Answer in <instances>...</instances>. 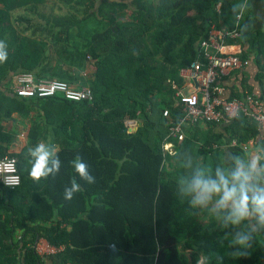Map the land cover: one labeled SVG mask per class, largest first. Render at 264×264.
<instances>
[{"label": "trees", "instance_id": "trees-1", "mask_svg": "<svg viewBox=\"0 0 264 264\" xmlns=\"http://www.w3.org/2000/svg\"><path fill=\"white\" fill-rule=\"evenodd\" d=\"M49 1L0 0V42L7 52L0 63V158H17L22 178L15 190L0 182V264H46L49 258L53 264H196L198 257L203 264H264V231L249 257L232 258L239 246L230 241L243 224L225 227L207 209H189L177 185L189 158L215 167L227 143L237 142L233 154L264 143L259 123L241 115L186 127L183 141L169 137L170 122L185 115L176 95L181 71L196 61L207 65L201 44L213 28H235L234 5L242 14V35L228 42L241 45L243 59L256 63L262 93L242 74L241 90L231 98L249 91L264 99V28L255 26L251 0H55L69 14L47 17ZM21 9L41 16L35 34H27L34 18L16 15ZM22 23L28 24L24 31ZM23 72L77 90L89 87L94 98L19 97L15 79ZM128 120L142 126L125 133ZM24 132L26 144L15 151ZM168 141L174 153L164 150ZM37 143L54 146L61 167L27 194L26 153ZM77 155L95 183L74 171ZM72 180L81 190L65 200ZM42 238L63 250L42 255Z\"/></svg>", "mask_w": 264, "mask_h": 264}, {"label": "built area", "instance_id": "built-area-1", "mask_svg": "<svg viewBox=\"0 0 264 264\" xmlns=\"http://www.w3.org/2000/svg\"><path fill=\"white\" fill-rule=\"evenodd\" d=\"M247 2V0H246ZM240 18L236 26L229 31L212 29L210 38L202 42L207 65L199 61L190 67L182 69L183 86L176 95L181 98L185 115L179 122H170L169 137L183 141L185 128L200 123H221L226 120H235L241 115L256 120L264 133V99L249 91L242 98L226 97V88L223 81L236 71H244L251 61L243 59V48L238 44L229 43V40L240 38ZM16 95L26 99L48 98L55 95H63L71 101L93 100L94 94L91 88L81 90L73 89L65 81L55 79H38L35 73L23 72L15 79ZM164 117L171 118V112L166 109ZM138 121L131 120L126 127L135 128ZM168 137V139H170ZM234 147L237 142L233 143ZM164 150L174 153V143H165ZM0 182L9 189L15 190L22 185L19 173L18 160L15 157L5 156L0 158ZM38 249L42 255L57 254L63 250L46 240H39Z\"/></svg>", "mask_w": 264, "mask_h": 264}, {"label": "clouds", "instance_id": "clouds-1", "mask_svg": "<svg viewBox=\"0 0 264 264\" xmlns=\"http://www.w3.org/2000/svg\"><path fill=\"white\" fill-rule=\"evenodd\" d=\"M232 12L240 18L238 6ZM7 60V52L0 42V63ZM30 161L29 175L36 181L59 173L61 160L54 146L37 143L27 148ZM74 171L80 179L92 184L95 177L90 173L88 164L77 155L71 161ZM188 171L177 180L178 193L183 201L187 198L189 209H207L227 227L241 226L230 241L238 245L229 255L247 258L251 255L254 238L264 231V143L258 144L243 154L225 153L221 163L215 167L193 162L191 158L181 164ZM81 190V185L72 180L65 186L63 197L72 200ZM196 264H203V257L196 259Z\"/></svg>", "mask_w": 264, "mask_h": 264}, {"label": "crops", "instance_id": "crops-1", "mask_svg": "<svg viewBox=\"0 0 264 264\" xmlns=\"http://www.w3.org/2000/svg\"><path fill=\"white\" fill-rule=\"evenodd\" d=\"M251 4L253 5L254 10H255V14H256V21H255L256 28L257 29L264 28V0H251ZM241 48H243V47L241 46ZM258 72H259V68L256 65V63L251 62V65L246 70L240 71L239 75L237 73H234L229 78H226L222 83V85L226 88L225 96L231 97L232 93L234 91L237 92L239 89L241 90L242 74H246V78L250 81V85L252 87H254V90L256 93H258V94L262 93V88H261L259 82L256 80V76H257ZM202 126H204V128L206 127V125H202ZM21 134H27V133L24 132ZM21 134L19 135L18 141L15 143V146L12 148V149H15V151H19L22 148V146H24L26 144L27 138L22 140L20 138ZM228 144L229 143H227V145L224 147V154L226 152L227 153H233V151L235 149L233 145L228 146ZM252 144H254V143H252ZM252 144H251V146L254 147ZM28 182L29 183H27V185L25 187V192L27 194H29L27 192V190L33 189L32 185L37 181L34 180L32 177H29ZM37 184H40L39 181ZM28 185H29V187H28ZM41 240H46V239L42 238ZM46 264H53L52 259L49 258L48 261L46 262Z\"/></svg>", "mask_w": 264, "mask_h": 264}, {"label": "rangeland", "instance_id": "rangeland-1", "mask_svg": "<svg viewBox=\"0 0 264 264\" xmlns=\"http://www.w3.org/2000/svg\"><path fill=\"white\" fill-rule=\"evenodd\" d=\"M49 2L50 3H48L44 7V14H46L47 17H54V16H59V15H68L69 14L67 11V8L64 5L60 4L58 1L51 0ZM60 6H62L63 8H61ZM22 14H28V15L32 16V18H34V24L37 21V26L42 22L41 16L33 15V14L27 12L25 9H21V10L16 12V15H22ZM26 24L27 23L19 24V28H21V30H23V31L26 30V28L28 27V24L27 25ZM31 24H32V27L30 28V31L27 32V34H29V35L35 34L36 24L33 26V20H31ZM36 37L43 38V36H41V35L36 36ZM93 71H94V65L90 64L89 70L87 71V73L90 74V73H93ZM129 121H131V120L126 121L125 124ZM20 138L22 140H24L25 138H27V134H21ZM252 145L255 147L254 144H252ZM250 147H251V149L253 148L252 146H250Z\"/></svg>", "mask_w": 264, "mask_h": 264}, {"label": "water", "instance_id": "water-1", "mask_svg": "<svg viewBox=\"0 0 264 264\" xmlns=\"http://www.w3.org/2000/svg\"><path fill=\"white\" fill-rule=\"evenodd\" d=\"M141 126H142V123H138V126L135 127V128H128V127H126V128L124 129V132H125V133H128V134H133V133H135V132L138 130V128L141 127Z\"/></svg>", "mask_w": 264, "mask_h": 264}]
</instances>
